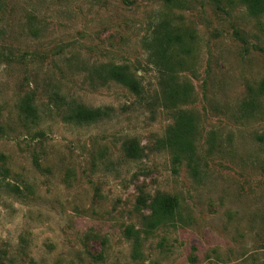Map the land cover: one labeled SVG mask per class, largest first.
I'll return each mask as SVG.
<instances>
[{
    "label": "rangeland",
    "instance_id": "374dc122",
    "mask_svg": "<svg viewBox=\"0 0 264 264\" xmlns=\"http://www.w3.org/2000/svg\"><path fill=\"white\" fill-rule=\"evenodd\" d=\"M163 22L189 96L170 107L145 45ZM104 65L142 94L90 81ZM263 86L264 16L237 0H0V264H264ZM73 104L111 117L69 123ZM179 111L193 151L175 162L157 142ZM159 194L178 208L150 228Z\"/></svg>",
    "mask_w": 264,
    "mask_h": 264
},
{
    "label": "trees",
    "instance_id": "16d2710c",
    "mask_svg": "<svg viewBox=\"0 0 264 264\" xmlns=\"http://www.w3.org/2000/svg\"><path fill=\"white\" fill-rule=\"evenodd\" d=\"M174 0H164L166 5H171ZM243 5L251 17L264 16V0H237ZM181 37L168 29L166 24L160 23L151 33V37L146 41V48L150 52L152 62L162 68L161 73L165 78L161 86V95L166 106H175L185 102L188 99L186 91L174 87L172 72L178 67L177 61H174L173 52L175 47L181 45ZM171 73V74H170ZM89 80L94 78L98 82H113L130 90L135 96L142 94V87L138 80L132 75L125 66L104 65L94 68L88 74ZM264 88V86H263ZM55 100H61L58 94H55ZM20 111L26 119H37L36 109L29 99L22 102ZM112 109L87 108L82 105L73 104L66 112L65 119L69 123L76 125H90L101 122L111 117ZM194 128L192 120L184 113L177 112L174 123L166 132V135L157 142L159 149L168 150L175 162H179L181 157L189 158L192 156L193 145L192 137ZM258 143L264 144V132L256 136ZM125 155L131 159H137L140 156V150L135 142L131 140L124 148ZM4 157L0 156V171H4ZM178 201L175 197L159 194L152 198L149 204L150 228H156L159 225L171 220L177 211Z\"/></svg>",
    "mask_w": 264,
    "mask_h": 264
}]
</instances>
